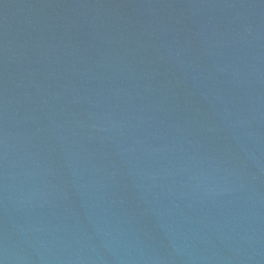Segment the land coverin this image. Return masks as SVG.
<instances>
[{"label":"water","instance_id":"water-1","mask_svg":"<svg viewBox=\"0 0 264 264\" xmlns=\"http://www.w3.org/2000/svg\"><path fill=\"white\" fill-rule=\"evenodd\" d=\"M0 264H264V0H0Z\"/></svg>","mask_w":264,"mask_h":264}]
</instances>
